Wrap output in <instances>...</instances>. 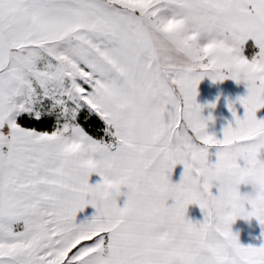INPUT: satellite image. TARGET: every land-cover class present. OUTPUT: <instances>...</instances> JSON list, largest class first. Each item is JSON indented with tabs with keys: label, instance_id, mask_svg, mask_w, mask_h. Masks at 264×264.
<instances>
[{
	"label": "snow or ice",
	"instance_id": "6c2138e0",
	"mask_svg": "<svg viewBox=\"0 0 264 264\" xmlns=\"http://www.w3.org/2000/svg\"><path fill=\"white\" fill-rule=\"evenodd\" d=\"M241 73L243 118L229 105L234 124L217 139L197 85ZM260 108L264 0H0V264H264V244L240 245L205 175L230 167L264 183ZM102 164L127 176L122 207L121 194L94 195L111 191ZM162 174L178 200L155 190ZM191 204L202 221L186 219ZM249 215L264 228L256 206Z\"/></svg>",
	"mask_w": 264,
	"mask_h": 264
},
{
	"label": "crops",
	"instance_id": "0c3cea01",
	"mask_svg": "<svg viewBox=\"0 0 264 264\" xmlns=\"http://www.w3.org/2000/svg\"><path fill=\"white\" fill-rule=\"evenodd\" d=\"M251 45L254 47V42L249 39L245 42L246 46ZM247 95V88L243 81L237 83L232 79H225L223 81L213 82L208 76H204L197 85V96L195 102L201 106V116L207 120L209 115H211L212 120L207 124V133L209 135L215 136L217 139L222 138V130L227 127L230 123L234 124L232 111L229 110V105L233 111L236 112V116L243 118L244 109L239 103L238 98ZM209 105H214V107H209ZM257 119H264V108H260L256 112ZM208 160L210 163L215 162V148L209 147ZM260 159L264 160V152L261 153ZM242 164V162H240ZM183 172V165L177 164L171 173L170 182L173 184L179 183L181 174ZM100 180V179H99ZM124 189V188H122ZM250 188L246 185H240L238 191L241 194L248 192ZM126 189L123 190V193ZM213 195L216 194V188L211 189ZM118 202V201H117ZM169 204L172 203L171 200L168 201ZM118 205V204H117ZM120 206V205H118ZM84 208L82 211L78 212L76 216V223H81L84 221V212L93 210ZM95 210V209H94ZM185 217L191 220L193 223L202 221L203 213L198 205L191 204L188 205L185 212ZM231 231L237 236L238 242L241 246H253L259 247L264 244V228L259 224L256 218H250L249 221L245 222L243 220L237 219L231 226Z\"/></svg>",
	"mask_w": 264,
	"mask_h": 264
},
{
	"label": "clouds",
	"instance_id": "9594fccd",
	"mask_svg": "<svg viewBox=\"0 0 264 264\" xmlns=\"http://www.w3.org/2000/svg\"><path fill=\"white\" fill-rule=\"evenodd\" d=\"M240 78L243 82L248 79L243 73L240 74ZM102 170L106 176L112 177L111 191H97L94 195L104 199L113 194H122V188L127 189L128 181L125 174H115L110 164H102ZM205 175L206 178L215 185L218 201L228 209V214L234 217L229 224L230 230L232 224L237 219L247 222L250 218L254 217L249 215L253 206H256L260 211L261 216H264V209L261 208L262 203H264V183H261L250 176L242 175L239 171L230 167L214 169L211 171L205 170ZM242 184L250 188V190L244 194H241L238 191L239 186ZM155 190L162 195L174 196L177 200L180 198L183 191L182 189H172L164 180L163 174L161 175L160 181Z\"/></svg>",
	"mask_w": 264,
	"mask_h": 264
},
{
	"label": "trees",
	"instance_id": "16d2710c",
	"mask_svg": "<svg viewBox=\"0 0 264 264\" xmlns=\"http://www.w3.org/2000/svg\"><path fill=\"white\" fill-rule=\"evenodd\" d=\"M254 51L255 50L251 45H248V47L246 46V54L250 55ZM80 122L86 128V130L89 131L90 134L94 136L102 135V122H100L98 118H89L86 120L84 114L82 113L80 116ZM24 123L27 124L28 122L25 121ZM34 126L40 129H47L49 127L47 123Z\"/></svg>",
	"mask_w": 264,
	"mask_h": 264
},
{
	"label": "rangeland",
	"instance_id": "374dc122",
	"mask_svg": "<svg viewBox=\"0 0 264 264\" xmlns=\"http://www.w3.org/2000/svg\"><path fill=\"white\" fill-rule=\"evenodd\" d=\"M100 177L97 175V174H95V173H92L90 176H89V184L90 185H95L96 183H98V182H100ZM123 190L124 189H121V195L117 198V204L118 205H120L121 207L123 206V202H124V199H125V197H124V195H123ZM89 207H91L90 205H88V206H86L85 208L86 209H90ZM77 214H79V213H77ZM95 214V210L93 209V210H89V211H87V212H84V221L85 220H89V219H91V217L93 216Z\"/></svg>",
	"mask_w": 264,
	"mask_h": 264
}]
</instances>
